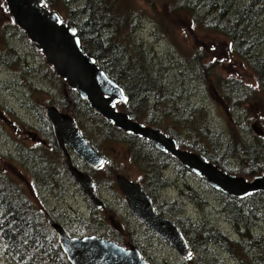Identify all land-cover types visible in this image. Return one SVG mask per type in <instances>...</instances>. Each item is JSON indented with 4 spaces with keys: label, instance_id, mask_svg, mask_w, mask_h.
Wrapping results in <instances>:
<instances>
[{
    "label": "rangeland",
    "instance_id": "374dc122",
    "mask_svg": "<svg viewBox=\"0 0 264 264\" xmlns=\"http://www.w3.org/2000/svg\"><path fill=\"white\" fill-rule=\"evenodd\" d=\"M142 1L136 0L137 6H143V9L151 13L153 19L163 24L175 25V32L168 33L173 41L170 42L166 38L158 39L154 24L149 18L142 19L138 23L133 39L135 44L141 42L144 47L153 50L156 54L155 58L151 57L153 70L158 71L160 68L159 81L166 82L167 92L177 91L182 96V100L180 99L181 101L176 104L181 105L185 101L190 105L189 107H194L196 116L193 119L198 121L200 126H207L212 133L223 135L226 141L229 139L237 142L251 140V143L256 144L253 137H264L262 133L264 92L257 90L253 75L246 68L245 60L243 59L242 64L239 56L235 53L230 54V43L225 37L203 34L201 30H197V24L191 26L194 27L193 31L183 20L175 19V16H182V14H175L172 11L170 15L166 8V0H156V3L160 5L159 9L155 5L146 6ZM233 1L236 0H230V3ZM80 2L68 1L67 6L75 8L82 5ZM60 14L66 22L67 9L63 7ZM71 17L73 18V15ZM259 20L262 27L257 28L254 37L262 41L264 40V12ZM184 26L188 28L186 32L183 30ZM18 28L6 9L5 0H0V176L6 181L0 180V184L7 186V195L12 204L19 206L16 215L20 221L24 223L32 214L37 217L41 215L49 231L52 229L50 225L52 220L62 225L72 237L94 234L118 242L121 246L132 245L140 250L150 264H191L192 260L188 262L182 258L173 247L155 236L127 209L126 200L115 178L117 174H120L127 180L139 182L143 186L157 177L165 180V189L155 191L151 198L152 203L162 209L163 216L178 219L176 221L182 220L181 222L188 219L194 229L198 230L199 240L195 242H198L199 250L194 251L197 260L193 264H260L262 262L263 257L259 255L256 248H250L248 253L243 250L242 244L247 240L244 239L243 230L246 232L247 230L239 229L230 222L223 209L222 197L213 192V189L208 187L201 178L190 171H180L176 164L179 161L176 158H163L162 154L165 153L156 148L157 151L154 150L152 145L145 146L142 151L135 143L129 145L120 141L113 131L109 130L107 134L101 136L98 134L100 124L92 120L87 113L81 116L91 131L96 133L94 137H90L92 143L97 146L103 156L110 160V163L90 172L85 163L73 153L72 160L77 168L89 174L96 183V196L104 205L103 210L98 209L73 180H68L65 174L60 172V167L64 166L71 178L66 170L65 157L55 139L53 138L52 144L45 135L41 134L40 130L43 126L39 112L45 115L49 107H55L60 99L59 87L62 89L64 82L54 75L51 67L49 68L53 78L48 76L46 66L49 65L46 64L44 56L32 46ZM102 40H111L114 44L117 39H114L112 30H107ZM174 45L181 51L195 55L197 64L200 63L199 67L203 64L205 69L201 81L195 78L197 71L195 66H182L176 62L178 55L172 48ZM261 47L263 49L256 51L259 56L260 54L264 56V44ZM107 49L105 54L112 63L110 48ZM128 49L127 51L131 50V45ZM127 54L131 56L130 52ZM120 80L125 83L122 78ZM236 80L251 86L252 93L238 99L220 87L221 81L227 83ZM148 102L144 111L147 112L148 108L151 109L153 106L156 114L158 106H155L149 97ZM67 110L79 126L82 119L75 118L72 113L74 109L71 106ZM119 111L122 112V110ZM174 112L172 107L163 117L168 124L174 121ZM248 125L253 126V131L250 130L252 136L249 134ZM175 130L185 139L194 137L193 134L190 137L185 128L175 126ZM197 137L200 138L201 143H204L200 134ZM178 149L194 152L189 146L182 144H179ZM30 150L34 151L35 157L29 159L27 156ZM39 155L42 156L39 157ZM219 155L221 162H216L217 165L211 163L217 167L222 166L229 172L240 170L241 166L248 167L246 154L232 153L226 157L223 151ZM256 164L258 167L262 165L263 168L250 177L243 176V173L235 175L225 172L251 182L264 173L262 170L264 169V153ZM153 165H156V168L154 167L156 171L153 170ZM229 168L233 170L230 171ZM153 174L155 176H151ZM10 186H13V195L10 193ZM6 193V191L3 192V194ZM1 210L2 215H7L10 220L9 210L2 207ZM258 213L256 211L257 216L251 221L253 224L248 232L256 238L264 237V209ZM207 229L219 231L225 236V242L218 243L212 240L210 242V238L208 241H201L206 238ZM116 230L122 231L118 233ZM43 235L44 243L48 244L46 233ZM0 264H16L10 254H7L3 241L0 242Z\"/></svg>",
    "mask_w": 264,
    "mask_h": 264
},
{
    "label": "trees",
    "instance_id": "16d2710c",
    "mask_svg": "<svg viewBox=\"0 0 264 264\" xmlns=\"http://www.w3.org/2000/svg\"><path fill=\"white\" fill-rule=\"evenodd\" d=\"M44 1L45 6L48 7L49 10L58 13L60 16V10H62L63 7L67 9L68 19L66 22L69 25L76 26L82 50L87 55L93 57L100 69L124 90L128 102L124 106L118 103L115 104L117 109L127 113L130 119L135 122L161 129L171 136L178 146L179 144L189 146L190 150L205 156L209 162L215 164L216 162H221L219 154L223 151L226 157H229L232 153L246 154L249 162L248 167L241 166L240 170L229 172L222 166H218L224 171L235 175L243 173L242 175L247 177L260 172L263 167L262 165L258 167V163L256 164V162L257 160H261L262 154L264 153V138L262 136L253 137V141L257 142L256 144L251 143V140L237 142L233 139H229L226 141L223 135L212 133L205 125L200 126V123L193 119L196 116L194 115L196 109L194 107H189L190 105L185 101L182 102L181 105L176 104L182 100V96L179 92L173 91L169 93L167 92L166 82L160 83V68V71L153 70L151 57L153 56L155 58L156 54L153 53L154 51L148 50L141 42L135 44L133 36L138 23L141 22L142 19L148 18L154 24L155 34L158 39L166 38L170 42H173L168 36V33L175 32V25L171 24L170 20V24H163L153 19L151 13L143 9V6H137L136 0H77L81 1L82 5L75 8L67 6L68 1L72 0ZM142 3L150 7L155 5L158 9L160 7V5L156 3V0H143ZM165 3L170 15L172 11L175 14H182V16H175V19L183 20V22L190 27L197 24V30H201L200 32L203 34L219 35L228 39L230 43V54L233 55V53H235L239 56V58L242 59V61L239 59L242 64L245 60L246 68L249 69L253 75L257 90L264 92V56L261 54L259 56L257 54L258 49H263L261 46L264 44V40L259 41L254 37V32L257 31V28H259V26L262 27L259 17L264 12V0H236L232 3H230V0H166ZM72 15L73 18L71 17ZM252 26L254 28L253 30ZM187 29L188 28L184 26L183 30L185 32ZM191 29L194 31V27H191ZM19 30L26 36L21 29ZM107 30H112L114 33V39H117L114 44H112L111 40H102L103 34ZM130 45L131 50L127 51ZM107 48H110V57L115 65L113 62H110L105 54V49L108 51ZM172 48H174L178 55L176 62L182 66H195L197 69L195 78L201 81L205 67L203 64L199 67L200 63L197 64V60H195L197 57L191 53L181 51L176 45L172 46ZM127 52H130L131 56L128 55ZM49 67L51 66H46L48 71L47 74L50 78H53L52 71ZM121 78L125 83L121 82ZM238 81L227 83L221 81L220 87L225 92L230 93L238 99L252 93L251 86L240 80ZM59 97L60 99L55 107L58 110H60L59 108L65 110V113L69 115L70 113L67 110L69 106L74 109L72 113L75 118L82 119L80 125H77L79 130L94 147L97 148V146L92 143L90 137H94L96 133H93L90 127L85 124L81 114L84 116L88 113L92 120L100 124V131L98 134L101 136L107 134L110 130L117 134L120 141H124L129 145H131L130 143H135L142 151L145 146L151 145L147 140L141 137L127 135L120 129L106 123L91 110L87 103L79 97L76 91L68 89L65 85H63L62 89L59 87ZM148 97L153 101L155 106H158L156 114L153 106H151V109L148 108L147 112L144 111L146 109L145 106L149 104ZM167 106H172L175 110L173 114L175 122L173 121L171 124H168L163 118L167 115L168 111L172 109V107L168 108ZM202 110H204V108H202ZM146 114L150 116L147 117ZM39 115L42 119L43 126L42 130H40L41 134L43 136L45 135L48 141L53 144L54 140L50 124L46 120L44 113L42 114L39 112ZM175 126L185 128L189 136L191 137L193 134L194 137L191 139L183 138L182 134L175 130ZM250 130L253 131L252 125H248L249 134L252 136ZM175 132L178 135L175 134ZM262 133H264V130ZM199 134L204 140V143H201L199 140L200 138L197 137ZM178 136H180V138ZM153 149L156 150L155 147H153ZM146 155L150 156L149 153H146ZM165 155L166 154H162V157L170 159L169 156ZM41 156L42 155H39V157ZM33 157H35L34 151L30 150L27 158L30 159ZM176 164L180 171H189L180 162ZM155 166L156 165H153V170L156 168ZM229 169H231L230 171L233 170L232 168ZM262 170L264 171V169ZM93 171L95 170H90V172ZM157 171H159V169ZM60 172L64 173L68 180H72L66 173L64 166L60 167ZM151 176L155 175L153 174ZM0 180L6 182L2 176H0ZM0 186V210L1 207L6 208L11 214L9 220L7 215H2L3 209L0 211V242H4L7 254H10L16 264H69L58 245L55 232L52 231V229L51 231L47 229L43 216L40 215L37 217L35 214H32L24 223L20 221L16 215L19 206H14L12 204L9 195H7V186L1 184ZM164 186L165 180L156 177L145 183L142 188L145 193L152 198L155 191H157V189H162ZM12 188L13 186H10L9 189L11 191L10 193L13 195ZM4 191L7 193L3 194ZM212 191L222 197L223 209L230 222L239 229L243 228L247 230V232L243 230V235H245L244 239H247L242 244L243 250L248 253L250 248H256L259 255L263 257L260 264H264V237L256 238L248 233L253 224L251 221L257 216L256 211L260 213V210L264 209V192H255L243 199H238L221 193L220 191ZM193 196L195 197L194 193ZM155 207L157 213L163 216L162 209L156 204ZM181 221H176V225L185 236L192 251V256L188 258L187 261L189 262L192 260L193 262L191 264H193L197 260L194 251L198 249L197 246H199L198 242H195L199 240L197 235L198 230L194 229V226H192L188 219L184 220V222ZM45 233L47 235L48 244L47 242L44 243V239L42 238ZM212 236L214 238H211ZM208 239L210 242L211 240L217 241L218 243L225 242V236L216 230L207 229V236L201 241H208ZM254 260L258 262L257 259L254 258Z\"/></svg>",
    "mask_w": 264,
    "mask_h": 264
},
{
    "label": "water",
    "instance_id": "95a60500",
    "mask_svg": "<svg viewBox=\"0 0 264 264\" xmlns=\"http://www.w3.org/2000/svg\"><path fill=\"white\" fill-rule=\"evenodd\" d=\"M43 4L44 0H5L13 21L25 32L33 46L42 52L54 74L63 80L68 89L76 91L94 113L124 133L142 137L158 150L174 156L214 190L238 199L253 192H264V173L251 182L243 177L229 175L201 154L177 149L176 142L161 129L144 126L132 121L126 113L117 112L115 102L122 105L127 103L123 89L96 65L93 57L83 52L76 26L63 22L57 13ZM45 118L59 149L66 156L65 165L71 178L101 208L102 203L94 192L93 181L86 172L72 164L65 146L93 169L105 159L88 144L70 115L52 106L46 110ZM116 183L133 215L155 236L173 247L182 258L191 256L185 237L174 221L156 214L151 197L138 182L118 175ZM50 225L69 264H147L133 246L125 249L105 237H71L59 224L51 221Z\"/></svg>",
    "mask_w": 264,
    "mask_h": 264
},
{
    "label": "bare ground",
    "instance_id": "6f19581e",
    "mask_svg": "<svg viewBox=\"0 0 264 264\" xmlns=\"http://www.w3.org/2000/svg\"><path fill=\"white\" fill-rule=\"evenodd\" d=\"M43 6L45 7V8H47V9H49L48 7H46L45 6V1H44V4H43ZM15 23V22H14ZM16 24V23H15ZM17 25V24H16ZM18 26V25H17ZM19 27V26H18ZM20 28V27H19ZM21 29V28H20ZM25 33V32H24ZM33 45V44H32ZM35 48V47H34ZM36 49V48H35ZM38 52H41L40 50H38V49H36ZM42 53V52H41ZM96 61V60H95ZM96 65L98 66V64H97V62H96ZM99 67V66H98ZM100 68V67H99ZM56 141V140H55ZM87 141V140H86ZM88 142V144L89 145H91L96 151H97V153L100 155V156H102L104 159H105V161L103 162V163H101V165H99L98 167L99 168H101V167H105V165H108L109 163H110V160H108L105 156H103L99 151H98V149L96 148V147H94L89 141H87ZM57 144V143H56ZM58 146V145H57ZM66 147V150H67V152L70 154L69 156H70V159H71V161H72V164L75 166V167H77L76 166V164L73 162V160H72V151L70 150V148L69 147H67V146H65ZM59 148V147H58ZM157 149V148H156ZM60 150V149H59ZM158 150V149H157ZM61 151V150H60ZM160 151V150H159ZM62 152V151H61ZM161 152V151H160ZM63 154V153H62ZM63 156L66 158V156L63 154ZM166 168V167H165ZM187 169V168H186ZM67 170V169H66ZM189 170V169H188ZM68 172V171H67ZM93 183H94V192H95V194H96V192H97V185H96V183L93 181ZM88 198V197H87ZM125 198V197H124ZM90 200V199H89ZM92 201V200H91ZM93 202V201H92ZM95 204V203H94ZM103 206L104 205H102L101 206V208H98V209H102L103 210ZM135 216V215H134ZM136 217V216H135ZM137 218V217H136ZM138 219V218H137ZM139 220V219H138ZM140 221V220H139ZM143 223V222H142ZM59 224V223H58ZM144 224V223H143ZM60 225V224H59ZM117 226V229H118V224H116ZM145 225V224H144ZM63 229H64V227L62 226V225H60ZM146 226V225H145ZM65 230V229H64ZM122 230H116V232H118V233H120ZM88 236H90V235H88ZM84 237H86V236H84ZM82 238V237H81ZM106 238V237H105ZM106 239H108V238H106ZM109 240V239H108ZM185 240H186V238H185ZM186 243H187V240H186ZM187 245H188V243H187ZM132 246V245H131ZM131 246H123V248H125V249H128L129 247H131ZM133 247H135V246H133ZM139 252H140V250L137 248V247H135ZM141 253V252H140ZM141 256H142V253H141ZM142 258L147 262V264H150L143 256H142Z\"/></svg>",
    "mask_w": 264,
    "mask_h": 264
},
{
    "label": "flooded vegetation",
    "instance_id": "af4514ba",
    "mask_svg": "<svg viewBox=\"0 0 264 264\" xmlns=\"http://www.w3.org/2000/svg\"><path fill=\"white\" fill-rule=\"evenodd\" d=\"M82 47V46H81ZM88 105V104H87ZM115 108H116V106H114ZM123 112V111H122ZM98 115V114H97ZM99 116V115H98ZM102 118V117H101ZM103 119V118H102ZM104 120V119H103ZM40 121H41V123H42V119H41V117H40ZM106 123H107V121L106 120H104ZM77 126V125H76ZM77 128H78V126H77ZM79 129V128H78ZM81 132V131H80ZM86 139V138H85ZM87 140V139H86ZM72 179V178H71ZM73 180V179H72ZM77 185V184H76ZM65 231L67 232V230L65 229ZM68 233V232H67ZM69 234V233H68Z\"/></svg>",
    "mask_w": 264,
    "mask_h": 264
}]
</instances>
